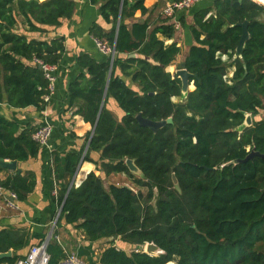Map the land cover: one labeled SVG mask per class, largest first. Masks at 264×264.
<instances>
[{
    "label": "trees",
    "instance_id": "trees-1",
    "mask_svg": "<svg viewBox=\"0 0 264 264\" xmlns=\"http://www.w3.org/2000/svg\"><path fill=\"white\" fill-rule=\"evenodd\" d=\"M89 2L99 4L102 19L111 24L103 30L93 23L90 33L113 45L115 55L104 62L85 53L76 58L90 79L85 86L77 79L69 86L70 101L81 100L75 114L93 126L105 92L83 160L104 176H129L138 190L116 183L105 187L103 178L90 171L78 186L58 191L57 223L63 219L74 225L89 241L112 238L98 258L84 249L78 255H85L87 264H264V118H254L264 108V0H213L193 15L195 43L183 62L194 89L182 100L181 80L165 70L180 53L175 42H164L173 37L174 22L149 27L134 20L136 10H146L143 0ZM74 7L73 0H0V101L4 96L11 107L45 108L48 81L33 59L57 63L63 38H29L15 29L23 25L26 31L43 32L41 26L59 25ZM244 21L249 37L241 55L234 56L242 33L238 24ZM108 103L119 108L118 117ZM138 113L171 121L153 132L137 123ZM244 113L251 114L252 123L240 129ZM36 127H21L0 113V159L35 157L40 149L32 139ZM86 142L65 154L67 174L75 172ZM251 151L259 155L234 162ZM128 158L142 177L133 176ZM5 170L0 167V173ZM0 183L24 201L35 186L34 174L13 171L0 176ZM116 239L133 249L117 247ZM148 242L163 253L144 252ZM28 243L26 227H0V252L12 251L0 264L23 259L27 252L19 251ZM47 251L48 264L64 256L55 230Z\"/></svg>",
    "mask_w": 264,
    "mask_h": 264
},
{
    "label": "crops",
    "instance_id": "crops-1",
    "mask_svg": "<svg viewBox=\"0 0 264 264\" xmlns=\"http://www.w3.org/2000/svg\"><path fill=\"white\" fill-rule=\"evenodd\" d=\"M73 1L75 7L72 15L69 18H62L57 26H41L44 29L43 32L26 31L23 25H19V29H15L29 38L33 37L47 41L53 38H63L64 52L58 62L55 63L53 91L45 108L39 111L33 106L11 107L5 102L4 96L0 101V113L14 120L21 127L28 123L38 126L45 120L52 125L48 146L40 147L35 157L17 162V168L20 169V172H33L35 186L32 192L28 194L24 201H20L18 211L7 209L0 201V227L24 226L29 231V243L19 251L22 255L27 252L30 245L47 239L51 231L52 236L54 230L56 231V242L65 252L78 255L79 250L84 249L89 251L90 255L96 259L103 249L109 245L107 243L110 240L109 238L107 240L89 241L82 231L74 225L65 223L63 219L57 223L59 206L56 202V196L61 188L67 184L69 185L68 188L78 186L90 171L102 178L105 177L103 173L95 169L92 162L84 160L81 162L79 160L80 163L78 162L73 175H69L64 171L65 154L78 151L86 142V136L92 129L89 122H85L80 115L75 114L81 100L74 99L70 101L69 98V86L72 82L77 79L81 85L85 86L90 79L87 71L77 64L76 58L80 53H85L98 62H104L107 55L98 50L94 42L95 37L90 33V27L93 23H96L103 30H108L111 26L110 23L102 19L99 4H92L89 0ZM170 1L172 0H143L146 10L144 12L136 10L133 18L134 20L147 22L149 27L167 20L163 16L162 10ZM212 1L201 0L188 9L175 12L173 20L177 24L176 31L172 38L164 39V42L166 44L175 42L180 47V53L173 63L166 67V71L174 74L180 68V63L184 61L189 47L195 43L190 31V26L193 24V15L203 7L209 6ZM117 73L130 87L137 89V86L130 81V77L123 76L119 71ZM231 75L232 69L229 71V76ZM193 88L194 85L191 83L189 89L192 90ZM108 107L113 114H121L116 104L111 103V106ZM254 118H264V108ZM96 157L97 154L94 158L96 159ZM12 172L13 170L6 169L0 173V176L4 178ZM79 257L87 263L85 255Z\"/></svg>",
    "mask_w": 264,
    "mask_h": 264
},
{
    "label": "built area",
    "instance_id": "built-area-1",
    "mask_svg": "<svg viewBox=\"0 0 264 264\" xmlns=\"http://www.w3.org/2000/svg\"><path fill=\"white\" fill-rule=\"evenodd\" d=\"M201 0H172L162 10V14L165 18L170 19L174 22L175 27H177L176 22L173 20V16L178 10H185L193 6L194 4L200 2ZM94 42L98 50L111 59L115 55V48L113 45L108 44L98 38H94ZM35 63H37L43 71L44 77L48 81V91L49 93L44 96V99L48 102L49 96L53 91V81L55 79L54 71L56 69L55 63L43 62L40 59L34 58ZM52 132V125L48 121H43L39 124L35 131L32 133V139L39 145V147L48 146L50 135ZM0 201L9 210L18 211L20 209V201L18 199L17 193L0 183ZM48 240H43L39 244L30 245L25 257L23 259H17L16 264H48L50 255L47 251ZM64 252V256L58 260L56 264H87L81 257L72 252Z\"/></svg>",
    "mask_w": 264,
    "mask_h": 264
},
{
    "label": "water",
    "instance_id": "water-1",
    "mask_svg": "<svg viewBox=\"0 0 264 264\" xmlns=\"http://www.w3.org/2000/svg\"><path fill=\"white\" fill-rule=\"evenodd\" d=\"M247 23H248L247 21H244V22L238 24L242 28V33H241L240 40H239V42L237 44L234 56H240L241 55L244 43L249 37L248 30H247ZM174 75L181 80V94H182V96H181V98L179 100H182L185 97L186 93L188 91H190V89H189L190 84L191 83L193 84V81H189V78L192 76V74L184 67V62H181L180 63V68H178L175 71ZM109 76H110V70L108 72V79H109ZM104 98H105V92H104L102 100H101V104H100V108H99V112H98L96 121H95V123L92 126V129H91L89 138L87 140L85 149H84L83 154H82V156L80 158V162L83 160V156H84V154H85V152H86V150L88 148L89 142H90L92 134L94 132V128L96 126L97 119L99 117V113L101 112V109H102V106H103V103H104ZM135 119H136V121H137V123L139 125L145 126V127L149 128L150 130H152L153 132H155L156 130H158L162 126H164L167 122L171 121L170 118L161 119V120H151L149 118L143 117L141 115V113H138L135 116ZM251 123H252L251 114L250 113H244V120H243L242 124L240 125V129L251 125ZM254 155H259V153L251 151L244 159H237L234 162H245L246 160L252 158ZM261 156L264 157V155H261ZM125 164L127 165V167L129 168V170L132 173H135L139 177H142V172L134 164L132 159H129V158L126 159L125 160ZM0 167L8 169V170H13V171L15 170L18 173L20 172V169L17 168V161L16 160L0 159ZM172 182L174 184V187L179 191L180 189H179V186H178V182H177V179H176L174 174H172ZM59 212H60V209L58 211V214H59ZM51 233H52V231L50 232V234L48 235L46 240L49 241V238L51 237ZM109 239L111 240L112 238L110 237ZM143 251L146 252L149 255H158L160 253H163V250H161V248L159 246H157L156 244H154L153 242L146 243L144 245V247H143ZM9 256H11V250H8L6 252H0V258L1 257H9Z\"/></svg>",
    "mask_w": 264,
    "mask_h": 264
},
{
    "label": "rangeland",
    "instance_id": "rangeland-1",
    "mask_svg": "<svg viewBox=\"0 0 264 264\" xmlns=\"http://www.w3.org/2000/svg\"><path fill=\"white\" fill-rule=\"evenodd\" d=\"M173 100L177 101V98H173ZM108 106H111V104L108 103ZM115 115L117 117L119 116L117 114H115ZM132 174H133V176H138L135 173H132ZM103 183H104L105 187H108V185L110 183H116L119 185H127V186L131 187L135 192L138 190V188L132 184V179L129 176L122 174V173H115V174H111L109 176L103 177ZM142 190H145V189L142 188ZM114 244L117 247H123L127 252H130L133 249V246L125 245V244L121 243L118 239L114 240ZM172 262L175 264V261H172Z\"/></svg>",
    "mask_w": 264,
    "mask_h": 264
}]
</instances>
